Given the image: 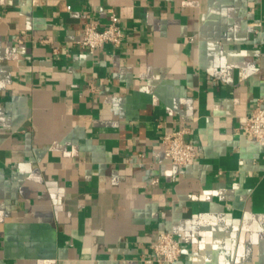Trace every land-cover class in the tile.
<instances>
[{"label": "crops", "instance_id": "crops-1", "mask_svg": "<svg viewBox=\"0 0 264 264\" xmlns=\"http://www.w3.org/2000/svg\"><path fill=\"white\" fill-rule=\"evenodd\" d=\"M108 10L122 45L91 55ZM257 104L264 0H0V264H140L158 232L178 264H264Z\"/></svg>", "mask_w": 264, "mask_h": 264}, {"label": "built area", "instance_id": "built-area-1", "mask_svg": "<svg viewBox=\"0 0 264 264\" xmlns=\"http://www.w3.org/2000/svg\"><path fill=\"white\" fill-rule=\"evenodd\" d=\"M123 38L124 33L117 15L114 11L108 10L105 27L100 29L93 22L87 23L81 39L76 44L82 50L93 55L103 45H111L119 49ZM235 132L259 146H264V107L257 104ZM187 134V129L182 128L165 132L161 136L163 158L179 168L187 166L196 157L191 144L185 139ZM181 254L180 242L174 235L168 232H158L155 241L150 246L149 257L142 258L140 264H178Z\"/></svg>", "mask_w": 264, "mask_h": 264}]
</instances>
